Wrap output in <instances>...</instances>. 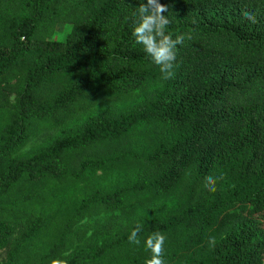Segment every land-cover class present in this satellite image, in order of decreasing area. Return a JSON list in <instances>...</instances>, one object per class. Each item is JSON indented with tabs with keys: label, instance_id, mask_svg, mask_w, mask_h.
I'll return each mask as SVG.
<instances>
[{
	"label": "trees",
	"instance_id": "1",
	"mask_svg": "<svg viewBox=\"0 0 264 264\" xmlns=\"http://www.w3.org/2000/svg\"><path fill=\"white\" fill-rule=\"evenodd\" d=\"M157 2L170 79L147 0H0V264H264V0Z\"/></svg>",
	"mask_w": 264,
	"mask_h": 264
},
{
	"label": "clouds",
	"instance_id": "2",
	"mask_svg": "<svg viewBox=\"0 0 264 264\" xmlns=\"http://www.w3.org/2000/svg\"><path fill=\"white\" fill-rule=\"evenodd\" d=\"M168 5L158 3L157 0H147L141 4L139 23L133 30V36L138 44L143 45L144 52L159 66L163 79H170L174 75L173 68L176 61V46L183 44L184 36L178 35L175 39L166 31L170 21L166 15ZM247 19L255 23V17L250 13L244 14ZM222 179V177H221ZM216 178L209 175L205 177V186L210 192L216 191ZM143 231V224L137 222L128 236V242L139 246L141 240L139 233ZM166 237L161 232L151 233L144 241L145 249L150 252V258L145 264H166L164 256V243Z\"/></svg>",
	"mask_w": 264,
	"mask_h": 264
},
{
	"label": "rangeland",
	"instance_id": "3",
	"mask_svg": "<svg viewBox=\"0 0 264 264\" xmlns=\"http://www.w3.org/2000/svg\"><path fill=\"white\" fill-rule=\"evenodd\" d=\"M67 31H68V26L66 24H61V23L58 24L56 26L55 33L53 35L54 39L62 40ZM32 142H34V141H32ZM32 142H31V144H32ZM262 220H263L262 223L264 225V217ZM56 262H57V259L53 262H50L49 264H55Z\"/></svg>",
	"mask_w": 264,
	"mask_h": 264
}]
</instances>
